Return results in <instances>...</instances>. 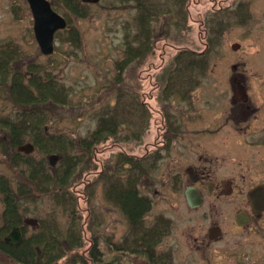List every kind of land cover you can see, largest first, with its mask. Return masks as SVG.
<instances>
[{
  "label": "rangeland",
  "instance_id": "1",
  "mask_svg": "<svg viewBox=\"0 0 264 264\" xmlns=\"http://www.w3.org/2000/svg\"><path fill=\"white\" fill-rule=\"evenodd\" d=\"M50 1L69 27L54 37V52L46 56L32 37L26 0H0V51L7 46L19 54L11 58V73L28 90H34L31 78L49 79L53 90L66 98L62 106L45 100L24 107L12 100L6 83L0 85V119L22 125L27 133L39 129L43 139L52 135L51 141L72 145L64 155L76 160L61 188L36 178L31 186L26 179L32 163L51 177L61 169V154L41 151L33 145L31 134H24L22 144L34 146L32 153L22 154L30 161L28 166L23 158L12 159L17 147H12L9 133L0 130V177L7 179L14 199L19 198L17 228H25L22 237L37 235L45 225L54 227L61 240L58 245L65 250L57 264H151L131 253L137 249L134 240L139 231L116 200L107 197V181L95 178L103 171L110 175V184L124 186L135 178V188L145 185L152 206L141 229L148 231L162 219L166 224L159 225L165 234L158 249L162 256L154 264H264V213L239 228L233 220L235 209L228 205L234 204L229 202L232 199L215 202L208 197L191 211L181 193L187 184L183 167L190 161L188 154L173 152L159 164L139 163L148 172V182L142 180L138 161L132 158L143 154L142 141H153L163 116L172 124L178 120L189 124L194 114L207 110L206 100L226 91L221 78L233 74L230 64L243 62L249 77L256 75V66L264 67V0H100L91 6H77L78 0H70L82 17L61 0ZM147 30L151 55L142 59L127 55L128 48L138 44L147 49ZM233 44L239 45L238 51H232ZM100 118L117 129L101 133L107 141L87 146ZM33 122L39 126L31 127ZM189 138L187 133L181 137ZM81 139L88 140L86 148L80 147ZM51 155L59 157L54 166L48 161ZM127 157L132 162H124ZM168 169L181 173L174 187L180 189L179 195L170 193L169 179H159ZM3 204L0 196V227ZM25 219H35L40 226L24 225ZM212 223L221 234L209 243L207 229ZM68 237L81 246L70 250L64 245ZM95 241L102 257L96 254L90 261ZM0 264L18 263L0 251Z\"/></svg>",
  "mask_w": 264,
  "mask_h": 264
},
{
  "label": "flooded vegetation",
  "instance_id": "2",
  "mask_svg": "<svg viewBox=\"0 0 264 264\" xmlns=\"http://www.w3.org/2000/svg\"><path fill=\"white\" fill-rule=\"evenodd\" d=\"M45 1L55 11L52 1ZM76 2L77 6L94 5L81 0ZM26 6L32 20V37L40 52L33 32L34 20L28 0ZM12 10H15L14 6ZM63 30L54 33L53 52L54 37ZM256 56L260 58L262 54ZM243 67V62L230 64L233 74L221 78L224 79L226 91L208 98V108L202 114H194L189 124H182L181 120L172 124L163 116V123L158 126L153 141H142L143 154L139 159L131 155L137 163L150 160L159 164L173 152L188 154L190 161L183 167L187 184L181 191L186 207L194 211L203 206L208 197L215 202L232 199L229 202L233 201L234 204L228 205L235 209L233 220L239 228L247 226L253 218L264 213V208H261L264 205V67L256 66V75L250 77L245 74ZM185 133L190 137L189 140L181 139ZM102 173L99 172L98 176ZM180 175L168 169L159 177L170 180L172 195L180 194V189L174 188L180 183ZM140 177L147 182L150 179L145 169ZM144 187L136 186V192L152 206L149 193L143 191ZM187 192L195 196L196 202L200 203L198 207L189 206ZM152 194L157 195V190L152 191ZM160 224L166 225L163 219L159 221ZM159 225L155 224L149 229L154 230L149 232L155 235L152 240L136 242L138 255L151 264L162 256L158 249H161V239L165 233ZM213 228H218L221 234L217 224L212 223L207 229L209 243L220 237L210 239L209 230Z\"/></svg>",
  "mask_w": 264,
  "mask_h": 264
},
{
  "label": "trees",
  "instance_id": "3",
  "mask_svg": "<svg viewBox=\"0 0 264 264\" xmlns=\"http://www.w3.org/2000/svg\"><path fill=\"white\" fill-rule=\"evenodd\" d=\"M62 3H64L68 9L71 10L72 13L77 14V16L82 17L83 14H78L77 6L73 5V2L69 0V2H66V0H61ZM148 28V26H147ZM146 32V46L148 45L147 49L143 48V44H138L137 47L128 48L127 55H133L134 57H138L140 59L145 58V56H148L150 51H153L150 48L149 43V30ZM68 40V38H67ZM73 40V39H72ZM152 45V43H151ZM189 52L190 56L197 55ZM153 54V53H152ZM18 53H16L12 48L5 47L1 49L0 51V85H4L8 83L10 87V93L12 100L15 103H18L22 106L30 107L34 106V104L37 105L39 101H42L45 103L46 101H51L52 105L54 106H62L65 103V96L64 93H58L55 91V87H53V83L51 80H43L40 78H31L30 85L34 88L31 90H28L21 79H17L14 73H11L10 70V63L11 58L18 57ZM151 55V54H149ZM117 66V64H116ZM118 71L121 70V66H117ZM11 74V76H10ZM115 84V83H114ZM117 86V85H116ZM55 89V90H53ZM34 92L36 94H34ZM47 98V99H46ZM119 98V97H118ZM109 120L105 118L99 119V129L94 131V133L91 135L92 142L87 145L85 142L88 141L87 139H81L79 141L80 147L86 148L85 145L95 146V143H100L101 141H105V137L101 139V135L108 134L110 131H114L117 129L116 127H112L108 123ZM39 124L31 123V127H38ZM109 128V129H108ZM0 130L7 131L9 133V141L12 145V147L16 148L18 145H22L24 139L23 135L27 134L30 135L31 141L34 146L39 148L41 151L44 152H57L60 153V164L61 169L54 170L53 176L49 177L41 172H39L35 166L30 164V161L26 159V157L20 153H17L16 151L12 153V159H20L23 158L26 161V164L29 166L31 165L32 171L30 172V175L27 177V181L33 186L36 182H45L49 184V180L53 182V186L56 185L59 188H61L60 183L64 185L67 181V179L70 178L71 175V168L73 169L75 167L76 160L73 161L72 157H67L64 155L66 152V149H73L72 145L59 141V143L55 141H51L52 138L55 140V136H48L43 139L38 130L39 129H30L27 133L22 125L17 124L12 121L7 120H1L0 119ZM102 133V134H101ZM104 136V135H103ZM101 139V140H98ZM132 162L131 158H125L124 162ZM14 162V161H13ZM14 167H16L15 164H12ZM136 166L140 167V175L142 172H144V169L142 166H140L139 163H135ZM57 170V172H56ZM48 172V171H47ZM104 178L107 181V192L106 195L109 198H114L116 200V203L121 208V210L124 212L126 218L128 219L130 225L133 227V229L139 231L137 237L134 240V243L142 241H148L152 240L155 235L149 233L154 230L145 231L141 229V225L143 224L144 216L150 211L151 205L150 202L145 200L144 198L140 197L135 188V182L137 179L131 178L127 181V184L123 186L121 183H109V177L110 175L108 173H104L102 175H97L95 178ZM43 178V179H42ZM30 187V186H29ZM0 196L3 201L4 205V211L2 214V224L0 227V251L2 253H5L8 255L12 260H14L18 264H57L60 259L63 258L65 255V250L63 249V245H58V243H61L59 234L56 233V230L52 226L45 225L44 230L43 227L41 229H37V235H32L28 239H24L22 237V241L17 246H10L4 243L3 241V234L7 232L10 229H13L15 227H18L20 224V218L18 214V199H14L13 196L14 192L11 189V186L7 182L6 178L0 177ZM12 197V199H11ZM19 197V196H18ZM60 201V200H58ZM39 223L38 226L39 227ZM25 228H20V231H24ZM23 234V232H22ZM95 244L92 245L89 253H90V261H95L96 254H98L99 257H102V254L100 253L98 247ZM64 245L68 247L70 250L79 248L81 246V243H73L71 239L68 237V241L64 242ZM137 245V244H136ZM96 246V247H95ZM145 246H148L145 245ZM96 248V251H95ZM97 252V253H96ZM131 253L139 254L137 249L132 250Z\"/></svg>",
  "mask_w": 264,
  "mask_h": 264
},
{
  "label": "water",
  "instance_id": "4",
  "mask_svg": "<svg viewBox=\"0 0 264 264\" xmlns=\"http://www.w3.org/2000/svg\"><path fill=\"white\" fill-rule=\"evenodd\" d=\"M85 3L96 4L100 0H81ZM30 9L32 12L34 26L33 32L40 48V53L42 55L49 56L53 53V36L58 30H63L67 28V23L59 14L50 8V4L45 0H28ZM232 51H238L239 45L233 44L231 46ZM34 150V146L30 143L25 145H20L16 148L17 153H22L29 155ZM57 155H51L48 157L49 164L54 166L58 160ZM190 191V189H187ZM188 204L191 208L198 207L200 203L196 202L195 196L191 195L189 192L186 193ZM193 198V199H192ZM262 209L264 208L261 207ZM260 209V210H262ZM23 224L30 227H37L38 221L35 219H25ZM210 239L217 238L220 236V231L218 228H213L209 230ZM4 243L10 246H17L22 241V235L18 228L12 229L6 237L3 239Z\"/></svg>",
  "mask_w": 264,
  "mask_h": 264
}]
</instances>
